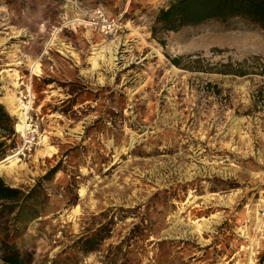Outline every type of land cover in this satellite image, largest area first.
<instances>
[{
    "label": "rangeland",
    "instance_id": "rangeland-1",
    "mask_svg": "<svg viewBox=\"0 0 264 264\" xmlns=\"http://www.w3.org/2000/svg\"><path fill=\"white\" fill-rule=\"evenodd\" d=\"M170 1L0 0V264H264V26L162 30Z\"/></svg>",
    "mask_w": 264,
    "mask_h": 264
},
{
    "label": "trees",
    "instance_id": "trees-1",
    "mask_svg": "<svg viewBox=\"0 0 264 264\" xmlns=\"http://www.w3.org/2000/svg\"><path fill=\"white\" fill-rule=\"evenodd\" d=\"M231 19H239L254 25L264 26V0H171L160 8L155 22L162 30H178L181 27L198 29L209 24L223 23ZM155 28L152 36H155ZM1 137L14 135L13 120L0 104ZM4 141L0 140V153ZM22 192L7 186L0 177V201L17 202ZM12 248V247H10ZM6 264H22L23 261L16 250L2 254Z\"/></svg>",
    "mask_w": 264,
    "mask_h": 264
},
{
    "label": "bare ground",
    "instance_id": "bare-ground-1",
    "mask_svg": "<svg viewBox=\"0 0 264 264\" xmlns=\"http://www.w3.org/2000/svg\"><path fill=\"white\" fill-rule=\"evenodd\" d=\"M58 30H59V28H56L55 32L52 33V37L46 43V49H48L52 45H54V43H55L54 40L56 39V33H57ZM99 45L100 44H98L96 46V48L94 47V50H97V51L94 52L96 54V56L92 58L93 67L98 66V61H100L102 59H105L106 56H107V59L110 58V60H112V56L111 55L113 54L112 51L114 50L113 45H111V44H105V45H102V46H99ZM37 65H38L37 61H34L31 64V69L32 70H36ZM16 100H17V102H19V104L18 103H17V105L13 104L14 99H13V102H12V104H13L12 111L17 117V123H16L15 127H16V130L23 131V134H24V130L26 129V126H27L26 113H27L28 106L27 105L25 106V104H23L22 101L19 100V98L15 97V101ZM13 160H14V155L6 156L3 160L0 161V170L4 169L6 167L5 163L12 162ZM249 263L251 264L252 260L249 261Z\"/></svg>",
    "mask_w": 264,
    "mask_h": 264
},
{
    "label": "built area",
    "instance_id": "built-area-1",
    "mask_svg": "<svg viewBox=\"0 0 264 264\" xmlns=\"http://www.w3.org/2000/svg\"><path fill=\"white\" fill-rule=\"evenodd\" d=\"M94 12H95L94 13L95 16L101 17V21L103 22V25L105 26V28L108 32H110L112 30L117 31L121 28V22L119 19H107L104 17L103 12L99 9L95 10ZM19 100H21V99H19ZM22 103L25 104L23 101H22ZM26 105L27 104H25V106ZM28 120H29V117L26 113L27 126H26V129L24 130V134H23V131H20V134L23 138V145H22L21 150H30L33 139H34V135L32 134L33 133L32 128H30L31 124L28 122Z\"/></svg>",
    "mask_w": 264,
    "mask_h": 264
},
{
    "label": "crops",
    "instance_id": "crops-1",
    "mask_svg": "<svg viewBox=\"0 0 264 264\" xmlns=\"http://www.w3.org/2000/svg\"><path fill=\"white\" fill-rule=\"evenodd\" d=\"M34 62V61H33ZM33 62H31V64L33 63ZM7 183H9V182H7ZM10 185V184H9Z\"/></svg>",
    "mask_w": 264,
    "mask_h": 264
}]
</instances>
